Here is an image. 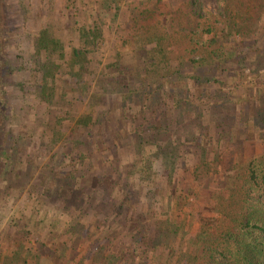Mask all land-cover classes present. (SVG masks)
Instances as JSON below:
<instances>
[{
    "label": "rangeland",
    "instance_id": "374dc122",
    "mask_svg": "<svg viewBox=\"0 0 264 264\" xmlns=\"http://www.w3.org/2000/svg\"><path fill=\"white\" fill-rule=\"evenodd\" d=\"M219 3L204 0L209 11H194L189 23L179 0H0L5 51L0 90L11 112L13 140L20 137L11 158L1 164L0 264H65L67 253L58 238L66 250L75 241H66L68 212L74 211L81 224H99L100 216L90 208L83 216V208L74 205L66 212L65 182L54 178L53 168L67 172L69 162L82 178L71 188L84 183L98 191L116 183L114 198L127 202L120 204L123 214L129 205L138 221L144 215L149 227L157 223L165 234L169 223L178 226L170 246L164 234L150 249L120 241L107 255L112 264H186L180 257L195 253L193 242L201 230L213 228L218 234L230 225L248 161L264 157V9L248 19L247 13L238 17L236 11H222ZM153 11L178 13L175 24L183 29L179 37L170 33L178 44L169 45L173 62L167 65L161 55L138 50L144 45L135 18ZM192 27L198 30L188 35L192 40L214 42L205 48L206 60L209 49L223 54L207 65L232 58L233 52L241 55L233 57L239 64L203 68L198 50L186 54L185 36ZM43 33L62 43L66 61L71 52L86 51L85 60L73 59L67 66L56 59L59 68L47 81L55 97L48 104L40 101L39 88L43 67L55 54L45 59L43 50L37 53ZM81 66L79 80L75 74ZM207 78L209 83L202 82ZM87 117L89 129L80 123ZM205 195L218 202V215L203 210ZM206 216L217 218L207 222L209 228L202 221ZM113 220L124 222L121 216ZM93 238L84 235L78 242L86 264L96 263L94 246L104 234ZM123 245L131 250H120ZM134 255L138 260L131 262Z\"/></svg>",
    "mask_w": 264,
    "mask_h": 264
},
{
    "label": "trees",
    "instance_id": "16d2710c",
    "mask_svg": "<svg viewBox=\"0 0 264 264\" xmlns=\"http://www.w3.org/2000/svg\"><path fill=\"white\" fill-rule=\"evenodd\" d=\"M181 4L184 6L185 10L187 11V14L183 17L187 22L192 23L194 22V11H209L207 7L204 5V0H179ZM218 3L222 6V11H236L237 16L240 17L241 13H244L248 15V19L252 16H257V11H263L264 7V0H216ZM181 5V6H182ZM214 11V9L212 10ZM220 11V10H218ZM250 11H253V15L250 13ZM148 16H145L143 12L139 13V15L135 18L136 28L139 31L138 37L142 39V44L144 46H151V48L147 51L144 46H142L143 49H138L139 51H142L144 56L153 55V53H157L158 55H161L162 60L165 62V65L169 64L170 62H173V59L168 58L171 54L170 50L168 48L172 45H176L173 43L171 34L180 36V31L177 30L178 27H180V24H175V21L177 19L178 13H174L171 15V11H153ZM146 13V12H145ZM168 13V14H167ZM257 14V15H256ZM259 16V15H258ZM203 19L207 18V15ZM176 18V19H175ZM256 19V18H255ZM253 24V23H252ZM201 32L207 33L208 30L203 27V31L201 29ZM245 32H242V35ZM253 31L247 32V36L250 37ZM190 34H198V30L196 27L190 28V31L185 36L186 40V54L193 55L195 52H199V59L202 60L203 68L210 67L216 68L217 70L224 65H230L233 64L234 66H237L239 64V60L235 62L233 59L236 56H241L239 52H233L230 55L229 59L223 58L219 60V63L212 62L207 65L208 59H212L213 57H217L218 55L221 56L223 54L216 53L214 50H210L207 53V60L204 57L205 54V48L207 49V45H211L212 41L201 39L197 36L198 42L192 40V37L190 38L188 35ZM194 35V36H195ZM202 36H207L202 34ZM201 36V37H202ZM238 38H243L241 35H236ZM196 38V39H197ZM247 38V37H244ZM243 38V39H244ZM94 39L96 37L94 36ZM167 41V45H165V41ZM213 40L218 43L216 39L213 38ZM58 40L53 39L50 40L48 34L43 33L41 34V39L37 46V53L40 54V52L43 50V55L46 58H50V55L55 54V60L54 61H48L49 66L43 67V75H42V81L39 88V99L42 102L45 103H51L54 100L55 92L54 89L47 86L48 79H53L54 72L57 68H59L57 65H54V62L56 63V59L58 62H62V65L67 66L69 61H75L81 60V58H84V55H86V51L80 50V51H73L69 55V61H66L64 58H67V55H64V47L62 43ZM85 44V42H84ZM170 45V46H169ZM4 48L0 45V78L3 76L4 69ZM234 57V58H233ZM240 58V57H239ZM231 59V60H230ZM241 59V58H240ZM85 60V58H84ZM230 60V61H229ZM214 61V60H213ZM57 62V63H58ZM74 62V61H73ZM212 67V68H211ZM19 70V69H18ZM84 72L83 66L80 67L79 72ZM75 74L77 77H79V80L81 79V74ZM181 72V71H180ZM2 79H0V83ZM211 79L202 80L204 83H209ZM54 92V94H53ZM2 90H0V172H1V164L5 160H9L11 158V155L16 147V141L18 140L19 135L15 137V140H13L12 132L10 131L9 123L11 119V112L7 110L6 102L3 98ZM93 109L91 110V112ZM261 115V114H260ZM261 118L264 122V108L262 109V115ZM261 120V119H260ZM80 123L84 125V127H87L89 129V125L91 124V117H87L85 119H81ZM79 123V124H80ZM59 134V133H56ZM84 134V133H83ZM82 134V135H83ZM17 139V140H16ZM15 142V144H14ZM113 147V145L111 146ZM105 151L107 153H110L111 151L107 148H105ZM4 158V159H3ZM257 163L248 161L247 165V175L245 179L243 180V183L240 186V203H238L237 207V214L234 216V218L230 219V225L223 231L216 233L214 232L213 228L206 230H201L195 238L196 240L193 242V245L196 249L195 253L193 254H182L180 258L186 263V264H264V157L262 156ZM64 159H66V156H64ZM75 162V161H74ZM66 168H68V171L65 172L64 168L62 169L59 167H54L53 169H56L54 172V178H57L59 180H63V183L65 182V188L63 190L65 197L69 198L67 204L69 205L66 207V212H68L70 206L74 205L76 206L75 209H78L79 211L83 208V211L81 212V216H83V213H90L86 211L90 208L91 211H95L100 217H99V224L96 225L93 221H87L88 224H81L80 218L74 217V211L68 212V215L70 216V225L67 228V234H69L66 238V241L68 240H75L70 246L69 249H65L64 246L66 245L64 240H61L59 236L58 241L63 244L62 251L67 253L65 257H62V261L66 263H74L75 264H86V255L81 256L79 249L82 248L79 242V239L81 241H84L82 237L85 235H89L90 237L97 238L100 234H104V239L99 241L96 240V253L93 256V261H95V264H112V259L110 260V257L108 259L107 255L112 252V247H114L116 244L119 245V242L125 241L132 245L137 247H146V249H150L153 247V244L164 234L165 239L164 242H167V244L170 246L172 243V238L176 236V227L172 223H169L171 229L165 232L162 228L158 227L159 225L155 223V227L153 228V225L149 227V219L143 215V218L141 221H138L136 219V214L134 213V208H130L128 205V211H125V214H123V211L121 210V205L125 206L127 202L119 201L116 198L115 194V184H110V186L106 190H93L90 187L87 188V184H81L77 188H71L76 187V181L78 178H81V175L79 173L78 177L76 175V166L69 162L67 164ZM10 166L9 170H12ZM93 167H91V170ZM53 178V179H54ZM52 179V176L50 177V180ZM84 179V177H83ZM87 182V181H86ZM89 182V181H88ZM87 182V183H88ZM115 182V181H111ZM84 190V191H83ZM93 191V192H92ZM66 192V193H65ZM83 192V193H82ZM46 194V193H45ZM82 196V197H80ZM84 196H87V200L89 201L88 204H91L90 207H87L86 200L84 199ZM95 196V197H94ZM97 196V197H96ZM115 196V198H114ZM198 196V195H197ZM194 196L193 198L197 197ZM207 196V200L205 202L204 211L206 213L215 211L217 213L218 211V202L216 204L214 203L213 199L210 197L211 195H205ZM53 197V196H52ZM55 198V197H54ZM53 198V199H54ZM81 198V199H80ZM93 198V201L91 202ZM118 198V196H117ZM118 201L120 202L119 205H117ZM82 202V205L81 203ZM80 203V205H79ZM121 204V205H120ZM127 209V206H126ZM202 210V211H203ZM201 212V211H199ZM121 213V214H120ZM21 214V213H20ZM19 214V215H20ZM137 215L138 210H137ZM119 216H121V220L124 218V222L120 223V221L111 222V219H117ZM74 217V220L71 218ZM128 218V221L125 222V219ZM217 219L216 217L212 216H206L202 218L204 226H207L209 228V224L207 222L211 221V219ZM119 222V226L115 225ZM121 224V225H120ZM115 225V226H114ZM149 227V230H148ZM43 228V227H42ZM41 228V229H42ZM48 227H46L47 230ZM147 228V229H146ZM108 232H114L113 235L109 236L107 235ZM123 233V234H122ZM208 236H204L207 235ZM50 231L46 235L45 239L50 238ZM96 234V235H95ZM29 232L25 231V237L29 236ZM98 235V236H97ZM113 236V237H112ZM112 237V238H108ZM93 238V239H94ZM26 239V238H25ZM24 240V239H23ZM92 240V239H91ZM115 241V242H114ZM64 242V243H63ZM117 242V243H116ZM153 243V244H152ZM192 245V247H193ZM85 246V245H84ZM142 249V248H141ZM145 249V248H144ZM123 251H129L131 249H127L126 245L121 246V249ZM153 250H157L155 247ZM112 256V255H110ZM84 258V259H83ZM121 258L123 256L121 255ZM140 259V258H139ZM138 260V257L136 255L131 256V262ZM119 261V260H117ZM25 262V261H24ZM87 262V261H86ZM115 264V263H114ZM131 264V263H130ZM132 264H134L132 262Z\"/></svg>",
    "mask_w": 264,
    "mask_h": 264
}]
</instances>
